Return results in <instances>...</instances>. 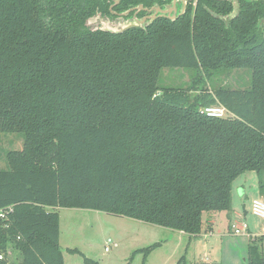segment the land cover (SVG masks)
Segmentation results:
<instances>
[{
	"label": "trees",
	"instance_id": "1",
	"mask_svg": "<svg viewBox=\"0 0 264 264\" xmlns=\"http://www.w3.org/2000/svg\"><path fill=\"white\" fill-rule=\"evenodd\" d=\"M111 4L0 0V136L23 139L0 168V264L12 252L20 264H64L59 209L196 237L213 230L206 213L230 216L243 174H257L264 199V7L227 21L230 5L202 0L176 20L93 29L97 15L114 17ZM164 69L196 74L187 89L165 88ZM234 70L251 71L249 88L200 85ZM216 105L225 118L202 114ZM263 243L251 241L247 264H264ZM159 246L136 252L143 264Z\"/></svg>",
	"mask_w": 264,
	"mask_h": 264
},
{
	"label": "rangeland",
	"instance_id": "2",
	"mask_svg": "<svg viewBox=\"0 0 264 264\" xmlns=\"http://www.w3.org/2000/svg\"><path fill=\"white\" fill-rule=\"evenodd\" d=\"M181 6L178 4L179 9ZM131 23L135 22H112L97 17L89 24L93 29L117 30ZM195 74L194 70L164 69L159 85L165 88L187 89L191 86ZM251 75L250 70L216 72L200 85L203 84L202 87L208 89L225 87L243 90L250 87ZM22 146L23 139L20 136L1 135L0 168L6 167V152L20 150ZM233 189L234 198L230 214H233V211H243V205L248 211L246 217L234 220L233 225L244 223L255 231L256 228L264 227V221L252 212L254 200L264 202L259 194L257 174H243L234 182ZM244 190L246 193L241 195ZM57 212L61 217L60 247L64 264H85L86 259L96 264H143L144 254L136 252L154 245L160 246L147 256L145 264H180L182 258V264H247L250 239L247 234L235 236L231 229L233 225L230 226L227 217L216 218L211 232L204 228L200 235L190 237L182 232L96 211L59 209ZM210 216L211 213L204 215V227L208 225ZM69 250H78L80 254H72ZM20 260V255L12 252L9 258L11 264H20Z\"/></svg>",
	"mask_w": 264,
	"mask_h": 264
},
{
	"label": "flooded vegetation",
	"instance_id": "3",
	"mask_svg": "<svg viewBox=\"0 0 264 264\" xmlns=\"http://www.w3.org/2000/svg\"><path fill=\"white\" fill-rule=\"evenodd\" d=\"M201 1L202 0H186V2L183 3V0H177L176 5H174L173 3L175 2V0H144V2H141L135 6H131L124 12H117L114 9H116L121 4V0H111L112 4L110 5L109 10L111 14L114 15V17H101L100 15H97L93 19L100 17L102 19H108L109 21L112 22H116L120 20L123 21L130 20V21H134L135 23H138L139 24L138 27L144 28L160 17H165L168 19L173 17L174 20H176L177 18L186 14L191 8L193 11H196ZM211 1L213 2V5H215V7L222 8L223 5L221 3H227L228 6L229 5L231 6V10L226 14L223 15L222 13L223 11H221V14L225 17L227 21H229L231 18H236L237 16H239V14L242 13L243 8L245 7L251 9L253 8L259 9L262 6L264 7V0H211ZM178 4L182 5L181 9H179ZM174 7L177 10L176 14H174L173 12L167 14L161 13V11L167 12L169 10H173ZM258 25H259V30L262 32V34H264V19L260 20Z\"/></svg>",
	"mask_w": 264,
	"mask_h": 264
},
{
	"label": "built area",
	"instance_id": "4",
	"mask_svg": "<svg viewBox=\"0 0 264 264\" xmlns=\"http://www.w3.org/2000/svg\"><path fill=\"white\" fill-rule=\"evenodd\" d=\"M202 114L210 118H220L221 119V118H225L228 115V112L223 106L216 105V106L205 108L202 111ZM252 212L255 216L259 217L260 219L264 221V202L262 200H254L253 205H252ZM5 216H6L5 212H0L1 218H5ZM247 231H248V226L244 223L243 225H240L237 223V224H234L232 227V233L235 236L247 234ZM106 251H108V248H106ZM0 260H3V255H0Z\"/></svg>",
	"mask_w": 264,
	"mask_h": 264
},
{
	"label": "crops",
	"instance_id": "5",
	"mask_svg": "<svg viewBox=\"0 0 264 264\" xmlns=\"http://www.w3.org/2000/svg\"><path fill=\"white\" fill-rule=\"evenodd\" d=\"M234 189L232 191V203H233V198H234ZM246 193V191L244 190V193H242L241 195H244ZM248 214V211L246 210V206L243 205V211H233V214H230V216H228V214H213L209 217V220H208V224L209 226L212 225V229H213V226L214 224H216V218H219V217H222V218H225L227 217L228 218V221H229V224L230 226L233 225V221H237V219H243L244 217H246V215ZM60 215V214H59ZM248 226V231H247V238L250 239V242L253 240V239H256V238H259V237H262L264 236V228L262 227L261 229H257V231H255L254 229H252L249 225ZM60 234H61V217H60Z\"/></svg>",
	"mask_w": 264,
	"mask_h": 264
},
{
	"label": "water",
	"instance_id": "6",
	"mask_svg": "<svg viewBox=\"0 0 264 264\" xmlns=\"http://www.w3.org/2000/svg\"><path fill=\"white\" fill-rule=\"evenodd\" d=\"M176 1L177 0H175V2L173 3L174 5H176ZM186 2V0H183V3H185ZM176 9H175V7H174V9L173 10H169V11H167V12H165V11H161V13H163V14H167V13H174V14H176ZM158 12H160V11H158ZM164 16V15H163ZM155 17V16H154ZM154 17H153V19H154ZM170 18V17H169ZM171 20H174V18L173 17H171L170 18ZM91 21V20H90ZM90 21H89V23H90ZM139 26V24L138 23H131V24H128V25H126L125 27H123L122 29H117V30H114V29H111V30H108V29H102V30H104V31H110V32H112V33H123L124 31H126V30H128V29H131V28H133V27H138Z\"/></svg>",
	"mask_w": 264,
	"mask_h": 264
}]
</instances>
